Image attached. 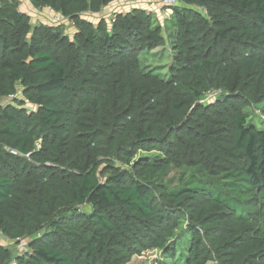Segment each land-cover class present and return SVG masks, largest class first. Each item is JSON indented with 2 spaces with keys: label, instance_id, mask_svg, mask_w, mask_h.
I'll return each instance as SVG.
<instances>
[{
  "label": "trees",
  "instance_id": "obj_1",
  "mask_svg": "<svg viewBox=\"0 0 264 264\" xmlns=\"http://www.w3.org/2000/svg\"><path fill=\"white\" fill-rule=\"evenodd\" d=\"M28 1L74 34L0 0V264H264V0Z\"/></svg>",
  "mask_w": 264,
  "mask_h": 264
},
{
  "label": "rangeland",
  "instance_id": "obj_2",
  "mask_svg": "<svg viewBox=\"0 0 264 264\" xmlns=\"http://www.w3.org/2000/svg\"><path fill=\"white\" fill-rule=\"evenodd\" d=\"M154 2L155 5H153ZM167 3H171L170 0H117L111 6L109 5L106 8L102 9L99 13H95L92 15L87 14L84 15V17L89 18L95 24L106 21L108 25H111L112 19L114 18L116 13L127 12L133 8L139 7L146 9L151 14H156L158 21L163 24L169 12L167 11ZM182 6V4H179L176 7ZM26 11L29 12L28 14L32 17V23L34 25L38 22L44 24L55 23L56 25L65 27L66 24L62 22H67L66 19H63L60 23L61 18L59 16L54 17V15H52L49 10H34L32 8V11H30L29 9H27ZM55 18L59 20H56ZM53 19L55 21H53ZM72 26V24H67L65 27V31L67 32V34L69 33V35L71 33L74 34V28H72ZM170 59V50L168 46L162 47L155 52L142 57L144 64L158 71L162 75V77H166L168 75V67L171 63ZM19 92H21V88H19ZM217 96L218 95H215L214 98H216ZM205 102H207V100H205ZM246 113L250 115V124H253L259 130H264V102L257 104L256 106L247 108ZM29 242L30 239H27L22 241L21 244H13L12 242H10V240L5 239L3 240L1 245L5 247L10 246V250L13 255H19L24 254L28 251L27 245ZM157 260L158 253L156 251H148L141 257L133 260L131 264H158Z\"/></svg>",
  "mask_w": 264,
  "mask_h": 264
},
{
  "label": "built area",
  "instance_id": "obj_3",
  "mask_svg": "<svg viewBox=\"0 0 264 264\" xmlns=\"http://www.w3.org/2000/svg\"><path fill=\"white\" fill-rule=\"evenodd\" d=\"M167 1V0H166ZM170 2L171 3H167L168 4V6H176V5H178L179 4V0H170ZM153 5H155V2H154V4ZM50 12H51V14L52 15H54V17L55 16H59L61 19V21H60V23L62 22V20H63V18L59 15V14H57L55 11H53V10H49ZM167 16H169V14H167ZM56 19V18H55ZM56 20H59V19H56ZM53 21H55L54 19H53ZM215 95H218V93H216V94H212L211 96H210V98H214V96ZM7 151H9L11 154H13V155H19V153L17 152V151H15V150H12V149H7ZM8 240L7 238H5L4 237V235L0 232V245H1V243L3 242V240Z\"/></svg>",
  "mask_w": 264,
  "mask_h": 264
},
{
  "label": "crops",
  "instance_id": "obj_4",
  "mask_svg": "<svg viewBox=\"0 0 264 264\" xmlns=\"http://www.w3.org/2000/svg\"><path fill=\"white\" fill-rule=\"evenodd\" d=\"M23 1H24V4H23L24 10L26 11L27 9H29L30 11H32L33 6L29 3V1L28 0H23ZM33 9L36 10L35 8H33ZM27 13H29V12H27Z\"/></svg>",
  "mask_w": 264,
  "mask_h": 264
}]
</instances>
